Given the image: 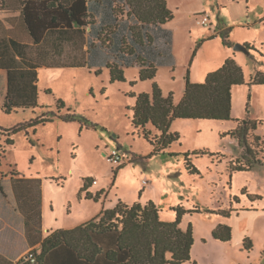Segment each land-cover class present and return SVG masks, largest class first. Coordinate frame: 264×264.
Returning a JSON list of instances; mask_svg holds the SVG:
<instances>
[{"label":"rangeland","instance_id":"1","mask_svg":"<svg viewBox=\"0 0 264 264\" xmlns=\"http://www.w3.org/2000/svg\"><path fill=\"white\" fill-rule=\"evenodd\" d=\"M172 1L174 18L149 28L154 42L141 50L154 58L155 78L140 77L138 54L121 52V31L114 35L112 46L93 50L89 66L40 69L43 92L39 108L45 107L41 113L54 110L65 116L76 113L78 118L66 121L55 117L36 134L32 129L30 134L19 132L11 147L7 144L9 132L0 128V178L7 179L17 170L43 178L47 220L53 229L83 224L114 208L120 200L128 204L153 200L164 221L175 220L178 207L186 211L180 226L186 230L192 225L195 242L192 260L184 264H264V162L249 171L229 169L231 160L246 153L231 134L239 120L258 122L247 138L258 153L246 157L264 160V153L254 143V134L264 141V84H249L257 72H264V0ZM117 4L119 17H123L118 23L122 24L129 7L123 0ZM99 7L92 6L97 14ZM206 14L208 25L199 22ZM133 19L126 21L135 24ZM94 21H98L96 16ZM225 29H231V46L225 44ZM127 41L132 44L131 39ZM237 43L253 49L249 53L235 50ZM234 55L246 83L234 88L232 119H176L171 131L179 133L180 140L165 154L149 156L153 145L132 124L128 107L135 103V97L131 94H152L157 83L165 96L172 94L174 103L179 104L188 79L204 82L210 72ZM115 62L123 69L125 80H112L108 65ZM60 99L66 106L59 111ZM33 116L32 109L7 114L0 101L3 127ZM147 128L157 133L151 125ZM119 147L126 159L118 169L109 154ZM206 150L213 154L200 152ZM185 153H190L197 172L188 168ZM87 177L94 180L89 188L93 196L103 191L98 200L81 192ZM196 208L201 211H194ZM220 223L232 226L231 241L214 238L213 231ZM245 237L253 242L250 251L243 248Z\"/></svg>","mask_w":264,"mask_h":264},{"label":"trees","instance_id":"2","mask_svg":"<svg viewBox=\"0 0 264 264\" xmlns=\"http://www.w3.org/2000/svg\"><path fill=\"white\" fill-rule=\"evenodd\" d=\"M123 1L124 5L129 7L125 21L128 19L130 21L134 17L135 24H129L124 20H122L124 23H118L123 19L118 14V0H19L18 6L22 8L23 19L36 44L46 41L49 37L54 40L63 39L71 30L86 33L88 28L96 24L93 13L95 10L92 6H112L111 11L115 21L101 26L99 39L104 46L110 47L113 45L114 35L121 31V52L138 54L140 77L153 79L157 75V66L152 61L154 58L141 53L142 49L152 46L151 43L154 42V36L148 29L168 23L175 14L169 8L167 0ZM95 31L98 32L97 28ZM230 31L231 29L222 31L225 44L228 46L232 45ZM128 39H131L133 45L128 43ZM87 44L90 48L95 47L93 42ZM246 45L250 50L253 49L250 45ZM64 64L53 60L50 66H87V60L79 61L77 65ZM40 66L39 59L27 51L26 44L15 39H1L0 67L8 69V92L2 106L7 114L20 108H36L39 105ZM108 66L111 68L113 81L125 80L123 69L119 68L116 62L109 63ZM244 83L246 78L243 68L232 56L227 58L219 69L210 72L204 82H191L188 79L184 97L179 104L174 103L172 94L165 96L157 83H154L152 94H131L135 97V103L128 107L131 111L132 124L153 145V151L149 156L161 152L165 154L167 148L180 140L179 133L171 131L176 119H232V90L235 85ZM249 84H264V72H257ZM46 92L51 91L46 90ZM58 103L59 111L66 106L62 99ZM55 117L66 121L78 118L76 113H68L65 116L51 110L36 114L31 119L11 127L0 125V128H5L9 132L7 144L12 146L15 144L14 136L17 133L25 131L30 134L32 129L35 134L39 125L52 122ZM239 121V125L231 134L238 138L240 146L246 153L230 161L231 172L249 171L255 164L264 162L258 157L253 161L250 157H246L247 154L251 156L253 153H258L247 141L251 128L256 130L258 122ZM149 125L157 131L156 134H152L147 128ZM31 142L35 144L33 140ZM254 143L257 149L264 153V141L259 135L254 134ZM200 152L211 153L207 150ZM195 153L199 152L195 151ZM169 154L175 155V153ZM185 155L188 168L193 170L192 172H197L190 161V153ZM123 166V164L119 165L118 169ZM8 178L12 180L19 208L26 215L29 230L40 233L42 178L29 177L18 170L13 171ZM2 180L0 178L1 188H3ZM93 181L90 177L85 178L81 192H86V197L89 199L98 200L103 191L93 196L89 192ZM250 197H259V195L250 194ZM176 211L175 220L164 221L161 219V208L153 200L145 204L141 202L128 204L120 200L114 208L103 210L100 215L83 224L72 228L50 230L39 248L31 249L18 261L8 264H184L192 260L194 232L192 225L186 230L180 226L186 211L182 207L176 208ZM194 211L201 210L196 208ZM213 236L221 241H231L233 228L229 224L220 223L213 231ZM243 248L247 251L253 248L250 237L244 238ZM30 255H34L35 260H32Z\"/></svg>","mask_w":264,"mask_h":264},{"label":"crops","instance_id":"3","mask_svg":"<svg viewBox=\"0 0 264 264\" xmlns=\"http://www.w3.org/2000/svg\"><path fill=\"white\" fill-rule=\"evenodd\" d=\"M167 1L170 8V2L172 3L173 1ZM18 5L19 0H0V42L2 38H8L15 39L23 44H26L27 51L35 58L39 59V63L41 65L38 69L39 75L40 69L44 67H66L63 65L50 66L53 60L64 62V65H77L79 61H83L86 59L87 66H89V58L95 48H101L103 50H106L108 48L107 46H104L102 41L99 39V30L101 26L113 23L115 21V16L111 11L112 6L110 5L98 8V12L100 14H97L96 11H93L98 21H96V24L92 28H88L86 33L83 34L81 32H75V30H71L63 39L57 38L54 40L52 37H49L46 41L43 40L39 44H36L32 36L30 35L27 25L22 16V8L21 6L19 8ZM133 20L134 22H136V19ZM131 22L132 20H130V23ZM96 28L98 32L95 31ZM88 42H93L95 47L90 48L87 44ZM56 45L57 47H55ZM234 57L236 58V55H234ZM152 61L154 62L155 60L153 59ZM90 69H92L91 66ZM0 85V89L2 91L0 101L1 105L3 106L8 92V69L4 67H0ZM236 86L238 85H235L233 87V95L234 88ZM42 92L43 90L40 87L39 76V105ZM39 105L36 108L27 109H32L35 116L36 114L41 113V110L45 108H39ZM19 110L24 109L20 108L14 112H17ZM40 126L41 125L38 126V129ZM4 181H7V185ZM2 186L3 188L0 187V264H8L12 261H18L31 249L39 248L41 246L43 238L49 234L50 230H53V227L50 226V223L47 220V191L46 184L43 178L41 185L42 227L40 229L41 232L38 234L37 232L30 231L28 228L26 215L19 208L17 196L13 189L12 180L10 178L2 180Z\"/></svg>","mask_w":264,"mask_h":264},{"label":"built area","instance_id":"4","mask_svg":"<svg viewBox=\"0 0 264 264\" xmlns=\"http://www.w3.org/2000/svg\"><path fill=\"white\" fill-rule=\"evenodd\" d=\"M209 21H210V17H209V15L206 14V15H204V17L199 22L204 24V25H208ZM109 158H110V161H112L118 165H122L126 159V155L122 149L115 148L109 154ZM30 257L32 258V260H35L34 255H30Z\"/></svg>","mask_w":264,"mask_h":264},{"label":"water","instance_id":"5","mask_svg":"<svg viewBox=\"0 0 264 264\" xmlns=\"http://www.w3.org/2000/svg\"><path fill=\"white\" fill-rule=\"evenodd\" d=\"M235 50H243V51H246V52H250V49L247 47V45L245 44H241V43H237L234 47Z\"/></svg>","mask_w":264,"mask_h":264}]
</instances>
